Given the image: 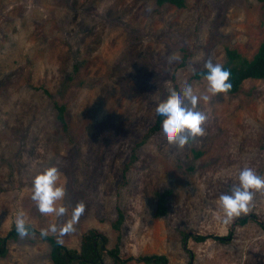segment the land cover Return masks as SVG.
Listing matches in <instances>:
<instances>
[{
  "label": "rangeland",
  "instance_id": "obj_1",
  "mask_svg": "<svg viewBox=\"0 0 264 264\" xmlns=\"http://www.w3.org/2000/svg\"><path fill=\"white\" fill-rule=\"evenodd\" d=\"M263 40L259 0H185L183 9L155 0H0V237L23 210L38 233L55 224L48 235L68 248L98 230L122 264L147 255L264 264V194L247 215L227 225L217 218L218 197L238 186L244 166L264 176V80L201 100L206 134L183 149L161 129L137 146L173 76L180 89L189 83L205 94L207 82L189 78L207 59L223 64L230 48L250 60ZM173 54L180 59L169 62ZM48 166L67 178L65 216L42 215L31 199L34 176ZM166 191V213L156 217ZM81 201L75 230L61 235ZM49 251L29 235L10 242L0 264H51Z\"/></svg>",
  "mask_w": 264,
  "mask_h": 264
},
{
  "label": "clouds",
  "instance_id": "obj_2",
  "mask_svg": "<svg viewBox=\"0 0 264 264\" xmlns=\"http://www.w3.org/2000/svg\"><path fill=\"white\" fill-rule=\"evenodd\" d=\"M178 54H173L169 62L179 60ZM206 75L203 79L207 82L206 93L196 94L189 83L177 91L169 88L166 99L158 103L156 115L163 117L161 130L167 143L178 149H183L189 139L203 137L207 115L197 110V105L203 100L207 103L211 96L227 94L231 90V73L222 64L214 63L211 58L204 62ZM219 175V174H218ZM63 174L56 166H48L39 171L32 180L31 199L37 210L42 215L65 216L68 208L62 203L67 193V178L62 179ZM264 194V176L259 175L252 167L244 166L238 173V186H234L230 195L221 194L218 197V206L223 213L217 218L225 225L241 215H247L251 211L255 195ZM84 202H78L72 209L71 218L60 229L61 235L75 230V224L85 212ZM15 229L21 239L29 235V228L23 210L16 214ZM49 232L56 233L57 226L49 225L47 229H41V235L47 236Z\"/></svg>",
  "mask_w": 264,
  "mask_h": 264
},
{
  "label": "trees",
  "instance_id": "obj_3",
  "mask_svg": "<svg viewBox=\"0 0 264 264\" xmlns=\"http://www.w3.org/2000/svg\"><path fill=\"white\" fill-rule=\"evenodd\" d=\"M155 2L158 7H162L166 4L172 5L177 9H183L185 7V0H155ZM259 2L262 3V7L264 8V0H259ZM222 65L231 73V90L227 94L233 95L238 93L242 84L247 80H264V40L250 60L241 56L235 49L226 48L225 61ZM204 75H206L205 69L197 70L189 79H203ZM172 81L174 82L173 88L179 91L180 87L177 85L174 76L172 77ZM167 96H165L164 99H166ZM56 109L58 112V119L63 123L64 107L56 106ZM162 119L163 117L156 115L153 126L144 133L137 146L143 144L152 133L161 129ZM168 195V191L157 195L156 217L165 215V203ZM244 222L245 221L242 220L240 223L243 224ZM27 226L29 228V235L38 234L39 238L49 245V260L51 264H104V255H108L113 260V264H122L118 257L117 247L107 250V238L96 229L87 230L81 237L79 247L75 249L68 248L61 244L53 235L42 236L41 233H38L31 226ZM184 237H187V235H184ZM191 237L196 242L205 240V237L202 236L193 235ZM19 239L20 237L16 232L15 225H13L5 236L0 237V258L7 255L9 243ZM217 239L221 242L226 241L225 238ZM139 260L144 264H167L166 257L161 255H147L141 257Z\"/></svg>",
  "mask_w": 264,
  "mask_h": 264
}]
</instances>
